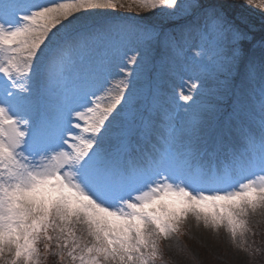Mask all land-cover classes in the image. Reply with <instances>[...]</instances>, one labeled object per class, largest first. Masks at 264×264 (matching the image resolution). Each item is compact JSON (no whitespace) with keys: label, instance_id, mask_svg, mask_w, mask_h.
<instances>
[{"label":"snow or ice","instance_id":"6c2138e0","mask_svg":"<svg viewBox=\"0 0 264 264\" xmlns=\"http://www.w3.org/2000/svg\"><path fill=\"white\" fill-rule=\"evenodd\" d=\"M234 7L0 0V264H165L190 217L252 251L264 0Z\"/></svg>","mask_w":264,"mask_h":264},{"label":"rangeland","instance_id":"374dc122","mask_svg":"<svg viewBox=\"0 0 264 264\" xmlns=\"http://www.w3.org/2000/svg\"><path fill=\"white\" fill-rule=\"evenodd\" d=\"M231 3L238 5L232 9V14L238 16L241 12L246 15L254 24L257 31L261 23V17L258 12H248L239 7L241 0H231ZM120 9L118 12H124ZM93 16L108 15V13H92ZM135 16L136 13H128ZM141 15H146L141 13ZM250 227L252 233L246 237L247 248L251 246L252 251H245L239 246V241L233 243L226 231L221 229L219 232H214L207 229L203 224L197 225L193 218H189L182 229L179 243L186 251L178 252L175 247L176 241H165L162 245L164 248L165 264H255V251L264 253L262 247V236H264V215H257L250 219ZM256 242V247L252 246ZM259 241V242H258ZM263 256V255H262ZM172 262V263H171Z\"/></svg>","mask_w":264,"mask_h":264},{"label":"trees","instance_id":"16d2710c","mask_svg":"<svg viewBox=\"0 0 264 264\" xmlns=\"http://www.w3.org/2000/svg\"><path fill=\"white\" fill-rule=\"evenodd\" d=\"M228 2L231 3V0H228ZM236 6H238V5H236ZM261 241H262V244H263L264 243V236H262V240ZM262 247L264 248V244L262 245ZM254 248L256 249L258 247L255 246ZM254 255H255V258H256V261L254 262L255 264H264V253H260V252L255 251ZM46 264H56V261L54 259H52V258H49L46 261ZM244 264H248V263L244 262Z\"/></svg>","mask_w":264,"mask_h":264}]
</instances>
